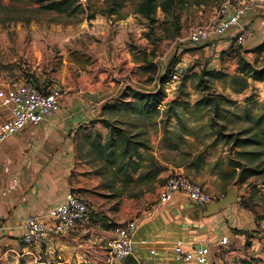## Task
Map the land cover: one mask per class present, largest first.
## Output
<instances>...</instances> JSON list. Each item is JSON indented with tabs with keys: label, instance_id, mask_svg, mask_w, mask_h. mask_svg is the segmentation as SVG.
Wrapping results in <instances>:
<instances>
[{
	"label": "rangeland",
	"instance_id": "1",
	"mask_svg": "<svg viewBox=\"0 0 264 264\" xmlns=\"http://www.w3.org/2000/svg\"><path fill=\"white\" fill-rule=\"evenodd\" d=\"M117 1L120 0H81L86 12L68 17L45 11L28 0H0V77L11 85L28 78L37 85H49L61 76L65 80L60 86L65 92L68 82L77 81L84 71L91 77L107 72L108 78L111 76L114 81L113 96L109 99L114 107L106 112V119L116 122L128 135L141 132L148 141L158 137L161 129L162 145L167 153H171L172 148L174 155L176 149L171 146L178 143L180 161L187 152L193 157L200 155L197 163L204 173L209 176L217 173L218 178H212L217 182L215 188H222L220 193L211 192L202 182L213 201L235 185L239 196L246 199L245 203L254 207L252 211L257 218H264V163L261 159L249 163L239 154L260 148L235 147L233 141L219 138L221 134L245 137L248 135L246 130L256 132L264 126V121L259 120L264 113V82L250 79L246 89L233 88L232 77L238 74V58L231 53L236 51L228 54L223 51V55L218 52V61L214 62V56L205 53V43L192 44L187 40L190 27L219 18L228 1L234 5L235 0H156L149 6H145L146 0H126L122 7L116 4ZM88 15L94 18L89 20ZM258 17L264 19V9L253 11L252 18ZM103 26H109L108 31H103ZM125 26H128L126 30L122 28ZM112 36L118 38L115 62L106 66L99 62L98 55L102 51L111 52ZM246 47L248 44L238 52L245 50L243 55L255 66L262 67L264 49L254 51L250 50L254 47L249 50L244 49ZM174 58L187 61L188 79L182 78L176 88L165 95L159 113L146 116L120 107L124 101H135L131 90L153 92L159 89L161 77ZM208 67L227 73V76L210 82V92L232 101H222L218 113L214 106L197 104L208 93L199 86L197 75ZM184 81L187 95L181 90ZM126 93L130 95L126 96ZM177 97L184 101L174 105L181 119H173L165 125L168 103ZM107 134L108 129L101 122L97 129L83 135L88 144L86 149L99 159V170L105 173L107 167L93 146L98 142L104 144ZM232 161L258 172L245 183L238 182L241 169L234 170L229 164ZM232 173H236L235 178H231ZM111 182L106 176L103 184ZM152 202L150 200L148 204Z\"/></svg>",
	"mask_w": 264,
	"mask_h": 264
},
{
	"label": "crops",
	"instance_id": "2",
	"mask_svg": "<svg viewBox=\"0 0 264 264\" xmlns=\"http://www.w3.org/2000/svg\"><path fill=\"white\" fill-rule=\"evenodd\" d=\"M108 27L103 26V31H108ZM252 27L254 34L247 41L246 50L264 41V19L258 17ZM112 38L111 52L102 51L98 55L99 62L106 66L115 62L118 38ZM232 38L233 34L229 33L206 42L205 53L213 55L214 62L218 61V52L230 53ZM244 52L240 50L231 55H245ZM97 74L91 77L84 71L77 81L68 82L60 111L39 125H27L8 138L0 150V264H103L115 229L105 228L103 224H122L148 207L154 215L139 223L133 257L119 264H184L174 260V246L178 241H183L189 249L210 245L214 250L222 237H227L230 244L221 247L218 260L243 264L244 259L255 257L264 263V218L258 219L254 211L242 205L239 201L242 195L222 214L200 220L193 219L190 209L184 207L189 202L185 197L177 196L168 204L158 202L161 187L172 173H185L201 185L204 182L211 192L222 191L221 187L215 188L217 182L213 178H218L217 173L209 176L197 164L191 165V160L180 161L178 150H174V155L172 148L171 153L166 152L161 129L158 137L151 140L148 136L150 141L141 132L134 133L150 145L143 153V168L134 174L135 182L131 183L142 192L139 196L116 195L125 185L121 181L103 184L106 176L111 180L117 175L116 170L107 167L106 173L100 171L99 159L90 155L83 138L84 133L101 125V119L109 111L104 109L105 104L111 103L109 99L113 96L111 76L108 78L107 72ZM64 80L59 76L54 82L62 85ZM7 84L0 77V87ZM47 85L39 86L46 88ZM0 115L2 118L10 115V107L1 101ZM152 163L164 166L165 170L146 177ZM71 191L82 194L88 201L91 221L68 233H52V239L44 246L24 244L22 237L30 216L48 217L49 209ZM150 200L153 202L149 205ZM236 229L251 233L250 247L246 246L247 234Z\"/></svg>",
	"mask_w": 264,
	"mask_h": 264
},
{
	"label": "built area",
	"instance_id": "3",
	"mask_svg": "<svg viewBox=\"0 0 264 264\" xmlns=\"http://www.w3.org/2000/svg\"><path fill=\"white\" fill-rule=\"evenodd\" d=\"M264 9V0H235L225 5L219 18L204 24L193 25L187 33V40L192 44L210 42L232 33L230 52L243 48L253 36L252 14L254 10ZM186 60L174 65L171 80L166 83V95L170 94L188 71ZM64 90L57 83L41 88L31 78L24 82L11 85L7 84L0 89V101L10 107V115L0 117V150L5 141L18 134L29 124L39 125L50 117L56 115L62 108ZM1 194V191H0ZM177 196L185 197L188 201L201 205L213 201V196L204 186L192 180L185 173H172L161 187L158 202L168 204ZM92 209L85 197L71 191L62 201L48 211V217L33 214L26 223V232L22 242L26 245L44 246L50 242L54 233L60 235L68 233L82 225L89 223ZM154 211L151 207L139 212L114 229L108 257L103 264H119L123 259L133 254L134 237L139 223L151 218ZM147 244L148 240H144ZM227 237L219 240L214 250L210 245H200L199 248H186L183 241H178L174 246V260L184 264H226L218 260L222 246L229 245ZM155 253V250H152Z\"/></svg>",
	"mask_w": 264,
	"mask_h": 264
},
{
	"label": "trees",
	"instance_id": "4",
	"mask_svg": "<svg viewBox=\"0 0 264 264\" xmlns=\"http://www.w3.org/2000/svg\"><path fill=\"white\" fill-rule=\"evenodd\" d=\"M32 3L38 4L43 10L49 12H56L58 14H62L68 17L78 16L80 14H84L86 12V8L81 0H28ZM126 0L117 1L116 4L122 7ZM156 2V0H146L145 6H149L150 4ZM94 18L93 15H88V19L92 20ZM263 50L264 49V41L259 45L255 46L250 50ZM238 53V50L236 51ZM241 55V56H240ZM237 54L238 58V69L237 75L232 77V86L237 89H246L249 86V80L254 79L258 81L264 82V65L262 67L255 66L248 58H246L243 54ZM179 62V59L174 58L171 62V65L167 68L164 75L161 77L160 87L156 91L153 92H145L141 90H131L133 92V97L136 98L135 101L129 100L124 101L123 105L120 107H124L126 109H132L138 113H141L146 116H151L152 112L159 113L161 104L165 101V93L163 91L164 85L171 80V74L174 65ZM189 73H186L183 79H188ZM198 76L199 86L202 87L204 91H208L206 95H204L201 99L198 100L197 104L202 106H214L215 112L218 113V109L222 101L227 100L228 102H232L230 99L225 97L224 95H216L213 92H210L212 86L210 82L214 79H221L227 76V73L222 69L210 68L203 69ZM182 92L184 94H188L185 91V81L181 86ZM130 92V91H129ZM130 95V93H126V96ZM126 100V99H125ZM184 101H181L178 97L170 101L167 107V116L165 125H167L173 119H181L179 113L174 109V105L183 104ZM112 104L106 103L104 109L110 110L114 107ZM118 107V105H116ZM115 106V107H116ZM260 121H264V113L263 116L259 118ZM101 122L108 129V134L106 137V142L103 144L98 142L97 145L93 146L96 153L99 155L101 161L106 165V167H114L116 170V174L112 180V182L121 181L125 185L124 187L116 194V195H126L129 197H137L142 192L138 191L135 186L131 183L135 182L133 176L135 173L139 172L141 168H143L142 160H143V150L150 149V145L147 141L140 138V134L128 135L124 129H120L113 121L109 119L103 118ZM167 123V124H166ZM254 129L246 130L245 137L240 136H232L227 134L219 135L221 140L233 141V146L235 147H258L260 150L253 151H240V156L245 158L249 163L256 162L261 159V162L264 163V126L256 132H253ZM168 132V131H166ZM182 136V135H180ZM174 149L179 151L178 143L172 144ZM183 160H192L191 165L197 164L201 158L200 155L193 157L192 153H184L182 155ZM231 166L236 168H240L241 172L237 175L238 182L245 183L250 177L255 176L258 172L257 169L245 167L240 162H229ZM149 167V171L146 174V177L150 175H158L160 172L165 170L164 166L155 165L152 163ZM231 178H235L236 173H232ZM219 198H216V200ZM245 198L243 196L240 197L239 201L248 209L253 210L254 207L245 203ZM118 223H104L103 226L108 229H113L117 227ZM238 232H243L247 234L246 246H251L250 235L251 233L247 231H242L241 229H236ZM243 264H264L261 263V260L258 258H250L244 259Z\"/></svg>",
	"mask_w": 264,
	"mask_h": 264
},
{
	"label": "water",
	"instance_id": "5",
	"mask_svg": "<svg viewBox=\"0 0 264 264\" xmlns=\"http://www.w3.org/2000/svg\"><path fill=\"white\" fill-rule=\"evenodd\" d=\"M239 199V193L235 185L230 186V188L226 191L224 196L221 198L201 205H197L192 202H187L184 207L186 209H190V215L193 219H207L212 216L222 214L226 208L235 203ZM178 213L177 210H175ZM186 225V224H185ZM133 257V254L129 255L124 259V263L130 260Z\"/></svg>",
	"mask_w": 264,
	"mask_h": 264
}]
</instances>
